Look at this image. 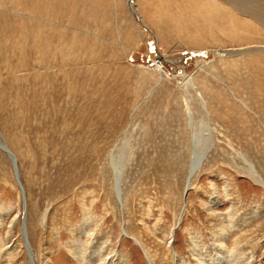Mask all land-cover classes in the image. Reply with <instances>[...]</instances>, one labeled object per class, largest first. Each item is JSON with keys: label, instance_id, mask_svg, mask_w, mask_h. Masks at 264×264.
Segmentation results:
<instances>
[{"label": "rangeland", "instance_id": "374dc122", "mask_svg": "<svg viewBox=\"0 0 264 264\" xmlns=\"http://www.w3.org/2000/svg\"><path fill=\"white\" fill-rule=\"evenodd\" d=\"M0 141V264H264V0H0Z\"/></svg>", "mask_w": 264, "mask_h": 264}, {"label": "bare ground", "instance_id": "6f19581e", "mask_svg": "<svg viewBox=\"0 0 264 264\" xmlns=\"http://www.w3.org/2000/svg\"><path fill=\"white\" fill-rule=\"evenodd\" d=\"M133 4V3H132ZM157 69H161L159 67V65H157ZM201 104L202 106H205V103L203 101H201ZM204 109V108H203ZM192 124V123H191ZM192 126V125H191ZM193 127V126H192ZM206 136V135H205ZM194 137V136H193ZM195 139V140H194ZM194 140V141H193ZM193 155H192V162L190 164V168H189V175H188V181H187V185L189 184V180L191 177H193L195 175V173L198 171L199 167L201 166L200 165V162L202 160V152L200 153L197 149H201L200 145H199V138L197 137H194L193 138ZM199 142V143H198ZM0 147L1 149H3L6 153V151L12 155L14 157V155L12 153H10V151L7 149L6 145L4 143H2L0 141ZM203 147V146H202ZM204 149V148H203ZM7 154V156L9 157V155ZM206 153V152H205ZM110 163H111V167H112V170H113V189H114V192L116 193L115 195L117 196V199H119V201L121 200V195H120V192H121V184H122V180H123V170L122 169H119L117 166H116V162L114 161V157L111 153L110 157ZM9 160L11 161L10 157H9ZM14 160H15V157H14ZM11 165H12V168H13V172H14V177H15V181L16 179H18L19 181V176H18V171H17V166H16V160H15V163L11 161ZM118 165V164H117ZM200 165V166H199ZM246 175L247 177L249 176L251 179H253V181H255L256 183H258L260 186H262L264 188V179L257 173V171L253 168V167H250L248 169V171H246ZM191 176V177H190ZM190 177V178H189ZM17 183V181H16ZM18 185V183H17ZM19 188L22 189V186L20 184V181H19ZM23 190V189H22ZM119 197V198H118ZM87 222V220H85ZM85 223V222H84ZM83 225V224H82ZM85 226V225H84ZM223 233L221 234H218L216 241H219V250L223 253H226V250H227V246L223 243L225 241V237L227 236V233H225L224 231H222ZM137 242H139L137 239H135ZM140 244V243H139ZM222 253V254H223ZM31 258V256H30ZM31 260V259H30ZM150 262V261H149ZM232 263V262H231ZM151 264V263H150Z\"/></svg>", "mask_w": 264, "mask_h": 264}, {"label": "water", "instance_id": "95a60500", "mask_svg": "<svg viewBox=\"0 0 264 264\" xmlns=\"http://www.w3.org/2000/svg\"><path fill=\"white\" fill-rule=\"evenodd\" d=\"M6 153H8V152L6 151ZM8 155H9L11 161L15 163L14 157H13L12 155H10L9 153H8ZM16 181H17V183H18V185H19V181H18V179H16ZM20 192H21V194H23V190H22L21 188H20Z\"/></svg>", "mask_w": 264, "mask_h": 264}]
</instances>
